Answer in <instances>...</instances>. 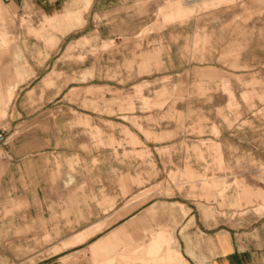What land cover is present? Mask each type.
<instances>
[{"label":"rangeland","instance_id":"obj_1","mask_svg":"<svg viewBox=\"0 0 264 264\" xmlns=\"http://www.w3.org/2000/svg\"><path fill=\"white\" fill-rule=\"evenodd\" d=\"M38 1L0 18V68L26 72L3 76L0 264H106L89 244L121 226L110 264H184L171 248L213 236L259 264L264 0H93L67 34L44 16L75 0Z\"/></svg>","mask_w":264,"mask_h":264},{"label":"crops","instance_id":"obj_2","mask_svg":"<svg viewBox=\"0 0 264 264\" xmlns=\"http://www.w3.org/2000/svg\"><path fill=\"white\" fill-rule=\"evenodd\" d=\"M33 1L36 2L39 8L41 9L45 8L42 5L40 6L38 5L40 4L38 0H33ZM92 1L93 0H75L69 3L65 7V10L62 13H56L52 16L45 15L44 16L45 22L43 28L46 25L56 24L58 26L64 27L65 28L64 34H67L71 32L73 29L82 26L85 22L84 14L90 9L92 5ZM51 2H54V0H51ZM10 13L11 11L8 5H6L4 0H0V18L1 17L9 18ZM0 33H3L5 35V31H0ZM49 41L51 43H55L56 38L53 36H49ZM2 48L3 47L0 46V49ZM9 74H10V79L13 77L16 81L18 80V84L17 83L12 84V89L13 91H15L19 86V84L25 80L26 72L19 68H12L10 64L4 65L3 67L0 68V108L2 107L1 104L3 102L5 101L12 102L13 100V97L11 98L5 97L4 89H3L4 78ZM4 75L5 77H3ZM48 79H50L49 76L46 78V81ZM39 160L41 159L29 160L25 163L28 166L36 165V169H38L40 167ZM39 175L42 176L41 174ZM29 176L31 178V181H35L37 184H39V186L41 185V182L44 181V179L42 178H37L38 173L30 174ZM215 184L219 187H222V183L220 182L214 183V185ZM92 227H90L87 231L81 232L76 236H74L73 240H71V242H67V244L63 247V249L71 248V247L75 249L77 245L86 241L87 238H89L96 231H98L97 225L94 226L95 229L94 228L92 229ZM121 227H118L110 231L109 233L104 235V237L95 240L89 244V246L91 247V253L93 252L94 256H96L97 263L105 261L106 264H110L114 261L113 256L115 253V247L113 243L114 241L119 239V236L122 231ZM158 234H161V232H159ZM208 245L209 246L205 247L203 245H198L197 243L188 244L182 242L180 250L178 246H176L175 249L172 248L170 249L171 250L170 258L176 255V257L181 261H183L184 264H257L254 255L245 248H242L240 244L235 243L231 237L219 239V237L213 236L212 242H209ZM154 249L155 247L153 248V250ZM79 251L81 250H75L73 252H69L68 254L63 256V258L75 255ZM259 264H264V259L260 260Z\"/></svg>","mask_w":264,"mask_h":264},{"label":"built area","instance_id":"obj_3","mask_svg":"<svg viewBox=\"0 0 264 264\" xmlns=\"http://www.w3.org/2000/svg\"><path fill=\"white\" fill-rule=\"evenodd\" d=\"M6 141V133L4 131H0V146L5 145Z\"/></svg>","mask_w":264,"mask_h":264}]
</instances>
